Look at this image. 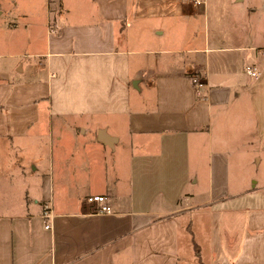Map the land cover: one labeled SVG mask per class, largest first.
I'll return each instance as SVG.
<instances>
[{
    "label": "crops",
    "instance_id": "crops-1",
    "mask_svg": "<svg viewBox=\"0 0 264 264\" xmlns=\"http://www.w3.org/2000/svg\"><path fill=\"white\" fill-rule=\"evenodd\" d=\"M0 264H264V0H0Z\"/></svg>",
    "mask_w": 264,
    "mask_h": 264
},
{
    "label": "built area",
    "instance_id": "built-area-1",
    "mask_svg": "<svg viewBox=\"0 0 264 264\" xmlns=\"http://www.w3.org/2000/svg\"><path fill=\"white\" fill-rule=\"evenodd\" d=\"M195 4L201 5L205 2V0H193ZM53 33L55 31L53 30ZM247 73L251 76L256 77L257 76V71L250 66L247 67ZM192 83L193 87L195 89V92L198 96H205L207 93V90L209 89V84L205 79L202 78L201 75L199 74H194L192 76ZM87 201L91 204H94L95 207V212L99 214H109L113 212V209L111 205L107 201V197L104 195H93L89 196L87 198ZM53 213L51 210L50 204L45 205V210L43 217L45 219V227L47 229H52V218H53Z\"/></svg>",
    "mask_w": 264,
    "mask_h": 264
},
{
    "label": "rangeland",
    "instance_id": "rangeland-1",
    "mask_svg": "<svg viewBox=\"0 0 264 264\" xmlns=\"http://www.w3.org/2000/svg\"><path fill=\"white\" fill-rule=\"evenodd\" d=\"M208 1H209L210 3H212L213 0H208ZM49 7H50V5H49Z\"/></svg>",
    "mask_w": 264,
    "mask_h": 264
}]
</instances>
